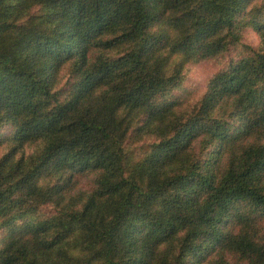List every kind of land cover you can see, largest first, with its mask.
Wrapping results in <instances>:
<instances>
[{"label":"trees","instance_id":"trees-1","mask_svg":"<svg viewBox=\"0 0 264 264\" xmlns=\"http://www.w3.org/2000/svg\"><path fill=\"white\" fill-rule=\"evenodd\" d=\"M0 232V264H264V0H0Z\"/></svg>","mask_w":264,"mask_h":264},{"label":"rangeland","instance_id":"rangeland-1","mask_svg":"<svg viewBox=\"0 0 264 264\" xmlns=\"http://www.w3.org/2000/svg\"><path fill=\"white\" fill-rule=\"evenodd\" d=\"M241 42L245 44H249L251 46H255L258 42V37L256 33L249 27H246L242 31ZM237 48H231L228 51L224 52L222 55L215 59H205L194 63H189L186 66L184 71V77L181 85L174 90H171L169 97L175 98H188V100L196 97L203 89L206 79L209 75L217 69L222 63L229 59L232 56L236 55ZM6 131H2L1 133H5ZM139 142H131L128 141L125 143L126 149L131 153L137 152V146ZM92 174H87L84 176H78V182L75 184L73 191H78L79 189H83L89 187L92 183ZM53 211L52 207L49 205H42L39 209V214L51 213ZM0 232V242H1Z\"/></svg>","mask_w":264,"mask_h":264}]
</instances>
